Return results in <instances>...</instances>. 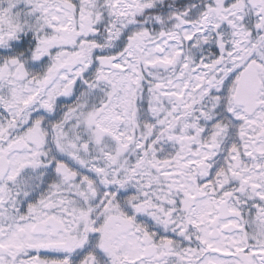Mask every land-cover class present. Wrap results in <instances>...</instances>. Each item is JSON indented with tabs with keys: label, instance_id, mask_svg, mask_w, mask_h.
<instances>
[{
	"label": "snow or ice",
	"instance_id": "obj_1",
	"mask_svg": "<svg viewBox=\"0 0 264 264\" xmlns=\"http://www.w3.org/2000/svg\"><path fill=\"white\" fill-rule=\"evenodd\" d=\"M0 264H264V0H0Z\"/></svg>",
	"mask_w": 264,
	"mask_h": 264
}]
</instances>
